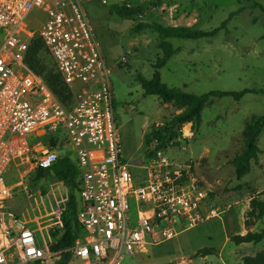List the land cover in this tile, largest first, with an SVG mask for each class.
Segmentation results:
<instances>
[{"label": "built area", "instance_id": "obj_1", "mask_svg": "<svg viewBox=\"0 0 264 264\" xmlns=\"http://www.w3.org/2000/svg\"><path fill=\"white\" fill-rule=\"evenodd\" d=\"M82 1L0 0V264H52L56 255L50 250L51 232L62 227L64 201L58 203L62 208L33 218L5 207L20 193L30 204L36 193L24 184L28 172L14 184L5 179L18 163L49 169L58 160L55 148L42 141L45 136L64 133L79 172L76 218L83 235L70 249L72 261L119 264L123 254L145 253L147 246L222 214L204 185L191 177L190 165L179 164L164 148L155 150L157 140L150 143L153 155L145 175L136 180L131 173L122 156L110 71ZM86 1L107 5L112 0ZM36 10L45 18L34 27L28 18ZM35 37L71 91L70 109L28 65Z\"/></svg>", "mask_w": 264, "mask_h": 264}, {"label": "rangeland", "instance_id": "obj_2", "mask_svg": "<svg viewBox=\"0 0 264 264\" xmlns=\"http://www.w3.org/2000/svg\"><path fill=\"white\" fill-rule=\"evenodd\" d=\"M151 1L112 0L107 5L82 1L110 71L122 156L136 180L145 175L150 151L144 135L155 123H166L169 115L183 111L163 103L157 96H144L137 81L138 76L151 79L157 59L168 50L173 54L159 70L161 84L167 88L198 96L208 92L248 93L238 101L230 97L210 98L203 105L199 123L180 126L176 138L164 148L179 164L190 165L191 177L204 185L211 204L220 207L222 214L172 240L147 246L145 253L123 254L119 264H179L181 260L184 264H243L245 255L264 248V241L240 245L231 241L232 236L264 230V217L245 226L250 200L264 202V129L256 143L257 159L249 162L250 172L241 179L234 175V159L243 150L244 125L250 117L264 115V0H161L157 7H146L132 19H122L111 12V7L118 3L137 7ZM254 3L262 9L254 7ZM232 14L236 15L229 20ZM44 18V13L36 10L28 23L36 27ZM138 23L217 32L195 40H162L151 30L131 34V28ZM42 59L47 68L53 67L48 55L44 54ZM60 136L66 140L64 133ZM55 151L59 157L70 156L74 160L67 142ZM17 165L16 172L5 176L7 182L17 183L19 176L28 172L24 184L32 194L36 193L30 204L21 193L7 201L5 207L10 212L33 218L63 207L58 203L67 201L68 191L61 182L50 175L31 181L36 170L31 169L30 163ZM202 249L215 252L204 258L196 256ZM70 264L83 263L73 259Z\"/></svg>", "mask_w": 264, "mask_h": 264}, {"label": "trees", "instance_id": "obj_3", "mask_svg": "<svg viewBox=\"0 0 264 264\" xmlns=\"http://www.w3.org/2000/svg\"><path fill=\"white\" fill-rule=\"evenodd\" d=\"M161 0H153L143 5L128 7L127 2L115 4L111 7V12L122 19H132L140 15L146 7H157ZM241 1V0H240ZM254 7H262L254 3ZM232 14L229 20L235 16ZM145 30H151L158 34L160 39H200L213 36L217 30L210 32H202L189 27H171L165 28L158 24L138 23L130 30L131 34H139ZM49 56L53 63V67H46L43 63V55ZM173 52L168 50L161 58L157 59L154 65V73L151 79H145L142 76L137 77V81L140 84L144 96H157L165 104H170L178 109H182V113L179 115L167 117L165 126L158 128L152 126L149 132L144 135V141L146 144H150L153 140H157V147L155 150L165 148L167 143L175 139L177 131L180 126L186 123L198 124L200 121V115L203 105L210 98H223L230 97L235 101L240 100L248 91H242L239 93L234 92H208L203 95H195L192 93H186L179 89L167 88L161 84L159 70L163 68L166 62L170 59ZM28 65L30 69L40 76L47 84L51 92L57 98V100L66 109H70L73 105V97L71 91L64 83L61 75L56 69L55 63L52 60L49 52L47 51L44 43L39 37H35L32 41L28 55ZM264 129V115L250 117L243 128V150L234 159V175L237 179H241L250 172L249 162L257 159L259 152L257 148V139ZM42 141L53 147L63 146L65 139H61V136L51 137L45 136ZM153 151H149L147 158H151ZM36 172L32 177V180H40L47 175L53 176L57 181L61 182L68 191L67 201L64 204V210L61 213L60 221L62 227L55 229L51 232L53 243L50 246V250L56 253L52 264H70L72 261V253L70 249L73 247L76 239L83 235V230L77 222V212L79 210V172L75 163L70 156L59 157L58 160L49 169H35ZM264 217V202L255 198L249 202V210L246 214L245 226L248 227L253 223L261 220ZM231 241L236 245L240 244H259L264 241V230L259 233L247 232L245 235H236L231 237ZM213 249H202L196 253L198 257H206L214 254ZM243 264H264V251L256 254L255 257H245Z\"/></svg>", "mask_w": 264, "mask_h": 264}, {"label": "crops", "instance_id": "obj_4", "mask_svg": "<svg viewBox=\"0 0 264 264\" xmlns=\"http://www.w3.org/2000/svg\"><path fill=\"white\" fill-rule=\"evenodd\" d=\"M166 106H167V105H165L164 107H166ZM57 147L59 148V146H57ZM55 149H57V148H55ZM71 159H72V158H71ZM72 160H73V159H72ZM14 172H16V171H14ZM78 198H79V197H78ZM250 232H251V231H250ZM245 233H246V231H245ZM262 249H264V248L262 247V248L258 249L255 253L245 255V257H255L256 254H258V253L264 251V250H262ZM261 250H262V251H261Z\"/></svg>", "mask_w": 264, "mask_h": 264}]
</instances>
